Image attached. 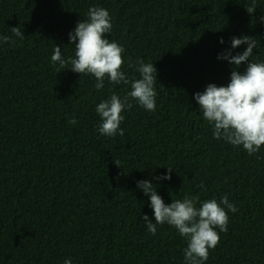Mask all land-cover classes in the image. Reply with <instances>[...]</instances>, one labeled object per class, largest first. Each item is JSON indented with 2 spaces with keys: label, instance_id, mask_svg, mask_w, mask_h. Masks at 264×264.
<instances>
[{
  "label": "trees",
  "instance_id": "16d2710c",
  "mask_svg": "<svg viewBox=\"0 0 264 264\" xmlns=\"http://www.w3.org/2000/svg\"><path fill=\"white\" fill-rule=\"evenodd\" d=\"M0 264H264V0H0Z\"/></svg>",
  "mask_w": 264,
  "mask_h": 264
}]
</instances>
